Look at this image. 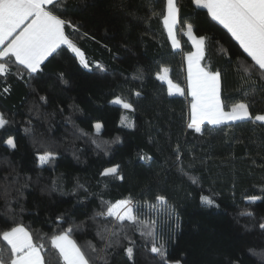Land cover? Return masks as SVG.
<instances>
[{"label":"trees","instance_id":"16d2710c","mask_svg":"<svg viewBox=\"0 0 264 264\" xmlns=\"http://www.w3.org/2000/svg\"><path fill=\"white\" fill-rule=\"evenodd\" d=\"M166 2L55 0L88 67L62 45L36 73L10 61L0 75L8 120L0 128V233L23 224L43 244L45 264H63L51 237L72 226L90 264H264V124L187 127L188 25L205 40L203 67L221 74L225 109L245 102L253 116L264 114V73H244L254 62L195 0H177L175 48L163 24ZM165 68L183 95L169 94L159 79ZM45 153L52 158L42 163ZM111 166L117 172L104 175ZM157 197L172 213L163 231L148 214ZM128 198L147 223L98 215ZM153 243L165 245L163 257Z\"/></svg>","mask_w":264,"mask_h":264},{"label":"snow or ice","instance_id":"6c2138e0","mask_svg":"<svg viewBox=\"0 0 264 264\" xmlns=\"http://www.w3.org/2000/svg\"><path fill=\"white\" fill-rule=\"evenodd\" d=\"M195 3L197 7L207 9L212 20L227 29L228 33L238 41L244 53L254 62V65L244 68V73L250 76L255 66L264 73V0H195ZM178 11L176 0H167L166 10L162 13L163 24L174 47L179 46L174 35ZM66 25L75 30V26L70 21L62 18L55 0H0V75H8L10 61L23 66L30 73H36L41 64L62 45H66L77 57H80L81 63L88 67L83 52L66 34ZM187 35L196 48L195 52L187 56L188 88L192 97L191 122L187 127L195 128L200 132V125L205 121L212 125L238 120L264 124V114L253 116L249 111L248 103H234L229 111H225L226 106L221 99V74L218 71H210L200 64L203 59L204 38L195 37L191 25H188ZM163 72L164 75L159 76V79L167 80L169 94L175 89L183 95L184 90L167 79L168 69H163ZM114 103L122 104L125 109L132 108L130 103L119 98ZM6 124L8 120L0 114V128H4ZM100 127L99 124L96 125L97 131ZM6 143L13 148L16 146L11 138ZM51 158V153L40 156L42 163ZM116 172L117 167H113L106 169L103 174L110 175ZM157 199L164 203L163 197ZM201 199L209 206L215 203L208 196H202ZM98 215L115 217L120 222L147 223L138 220L133 202L128 199L109 205L106 212L101 211ZM260 227L264 228V224ZM78 228L79 226H72L51 237V245L58 250L63 264H90L86 253L73 239V232ZM148 235L152 233L149 232ZM0 239L7 245L6 248L0 247V264H45L42 255L43 244L34 243L32 234L23 224L10 226L8 230L0 233ZM151 252L163 257L166 252L165 245L160 243L157 246L153 243ZM127 253L131 258L133 249L129 247Z\"/></svg>","mask_w":264,"mask_h":264},{"label":"rangeland","instance_id":"374dc122","mask_svg":"<svg viewBox=\"0 0 264 264\" xmlns=\"http://www.w3.org/2000/svg\"><path fill=\"white\" fill-rule=\"evenodd\" d=\"M167 79H169V78L167 77ZM113 167H116V166H111L109 168H113ZM128 200H131V199L128 198ZM131 201L133 202V200H131ZM133 205H134L135 213L137 216H141L144 214L143 216L145 218H148L147 212L145 214L144 210L141 211L139 208H137V206L135 205L134 202H133ZM153 206H155V207H151L152 210L150 213H148L149 217L159 224L160 230L163 231L164 229H168L167 226H168V224H170V220H171L170 216H172V213L168 209H166L165 206L163 205V203H161V202L156 204V205H153Z\"/></svg>","mask_w":264,"mask_h":264},{"label":"crops","instance_id":"0c3cea01","mask_svg":"<svg viewBox=\"0 0 264 264\" xmlns=\"http://www.w3.org/2000/svg\"><path fill=\"white\" fill-rule=\"evenodd\" d=\"M176 4H177V7H178V3H177V0H176ZM178 10H179V7H178ZM177 20H178V22H177V24L175 25V28H174V35H175V39H176V41H177V43H178V47H175V48H181V40H180V38H179V36H178V33H177V26H178V23H179V11H178V17H177ZM188 29V28H187ZM168 32V31H167ZM193 35L195 36V37H197V38H200V37H202V36H198V35H196L194 32H193ZM186 36L188 37V39L190 40V42L192 43V40L189 38V36L187 35V30H186ZM171 39V38H170ZM171 41H172V39H171ZM173 43V42H172ZM192 45H193V43H192ZM196 51V48L193 46V49H192V51H190L189 53H187L186 54V56H185V67H186V74H187V78H188V61H187V56L190 54V53H193V52H195ZM204 52H205V40H204V45H203V56H204ZM200 64H201V66H203L202 65V59H201V61H200ZM174 84V83H173ZM168 87H169V85H168ZM181 89H182V87L181 86H179ZM172 93L173 94H178V92H176V90L175 89H173L172 90ZM188 93H189V95H190V90H189V88H188ZM191 96V95H190ZM192 98V97H191ZM221 99H222V96H221ZM225 111H229V110H227V109H225ZM190 114H191V106H190ZM190 122H191V120H190ZM229 122H233V121H229ZM229 122H226V123H229ZM203 125H212V124H209L207 121H205L204 123H202L201 125H200V127H202ZM43 255V254H42Z\"/></svg>","mask_w":264,"mask_h":264}]
</instances>
